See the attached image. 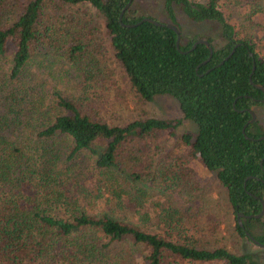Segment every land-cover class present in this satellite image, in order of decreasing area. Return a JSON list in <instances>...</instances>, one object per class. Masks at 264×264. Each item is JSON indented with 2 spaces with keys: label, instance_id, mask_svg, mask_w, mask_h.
<instances>
[{
  "label": "trees",
  "instance_id": "obj_1",
  "mask_svg": "<svg viewBox=\"0 0 264 264\" xmlns=\"http://www.w3.org/2000/svg\"><path fill=\"white\" fill-rule=\"evenodd\" d=\"M82 1L105 19L115 58L141 99L172 97L184 119L197 126L196 133L182 137L183 144L227 190L238 233L251 235L261 219H242L245 230L238 221L239 214L257 216L263 208L264 128L258 120L245 126L256 106L264 108V93L255 87H264V59L251 41L238 37L219 8L220 0H164L168 23L137 17L133 3L125 10L131 0H0V64L7 65L0 75V264H127L133 263L136 250L143 252L140 264H260L253 255L202 249L107 212L93 214L74 195L73 173L59 165V146L67 144L71 159L90 153L108 183H115L127 166L130 183L164 187L168 177L160 182L156 173L140 171L142 158L135 147L158 134H174L180 125L155 118L110 125L90 114L87 103L61 93L54 95L51 108L45 105L31 85L34 80L25 75L40 50L47 49L42 47L46 35L57 34L60 41L51 43L48 53L61 51L74 68L92 53L97 30L70 11ZM14 2L20 14L3 25ZM177 10L193 23L218 24L223 45L216 47L211 37L183 38ZM145 18L158 24L142 22ZM199 40L210 43V60L205 44L192 50ZM118 188L112 187L110 194ZM253 237L264 244V236Z\"/></svg>",
  "mask_w": 264,
  "mask_h": 264
},
{
  "label": "rangeland",
  "instance_id": "obj_2",
  "mask_svg": "<svg viewBox=\"0 0 264 264\" xmlns=\"http://www.w3.org/2000/svg\"><path fill=\"white\" fill-rule=\"evenodd\" d=\"M14 4L3 19V25L12 23L19 16V5ZM70 8L71 12H79L84 21H90V27L97 30L94 48L92 53L82 59L80 66L74 68L64 60L61 51L52 50L48 53L47 49H52L51 43L60 41L57 34L51 37L46 35L42 47L47 49L40 50L25 75V78L34 80L31 85L46 100L45 105L51 108L54 95L61 93L69 100L87 103L90 114L110 125L124 126L138 119L149 118L180 121L174 134L161 133L135 147V150L140 149L138 155L143 162H139L140 171L144 168L148 173H156L160 182L168 177L165 188L159 183L146 181L138 185L130 183L126 176L127 166L122 167L124 172L116 174L115 183H108L109 179L93 166L90 153H81L71 159L67 144L59 146L60 168L72 171V189L74 195L80 198L82 206L93 214L107 212L120 220L152 227L175 242L193 241L199 248L209 250L225 248L238 255H253L260 264L263 263L264 248L238 233L227 190L219 182L217 174L208 171L198 159L189 156L183 144L182 137L196 133L197 126L184 119L179 103L172 97L158 96L152 102L142 100L115 58L105 19L87 1ZM219 8L234 26L238 37L251 41L264 59V1L220 0ZM132 9L137 17L169 22L164 0H134ZM177 16L182 25L183 38L211 37L216 47L223 45L218 24L193 23L180 10H177ZM6 61L9 62V59ZM3 67L6 69L7 65L0 64V75ZM253 111L264 128V108L256 106ZM181 164H184V169H181ZM116 185L117 188L120 186L118 192L110 194V189ZM170 219L173 223L169 221L171 225L167 226L164 220ZM251 236H264V215L254 224ZM142 255L141 250H136L133 263L127 264H140ZM174 264L226 263L178 261Z\"/></svg>",
  "mask_w": 264,
  "mask_h": 264
},
{
  "label": "water",
  "instance_id": "obj_3",
  "mask_svg": "<svg viewBox=\"0 0 264 264\" xmlns=\"http://www.w3.org/2000/svg\"><path fill=\"white\" fill-rule=\"evenodd\" d=\"M133 1H134V0H131V1L128 3V5L126 6L125 10H127V9L130 8V6L132 5ZM124 12H125V11H124ZM124 12H123L122 15H121V20H122V17H123ZM142 22H150V23L158 24L157 22H155V21H153L152 19H149V18H145ZM139 24H141V23H139ZM130 27H132V26H130ZM168 27L174 29V27L171 26V25H168ZM198 44H205V45L210 49V52H211V56H210V58H209V60H210L211 57H212V54H213V49H212V47L210 46V43H208V41H205V40H199V41L193 46V49H192V50H194V49L197 47ZM177 46H178V48L180 47V36H179V38H178ZM234 51H235V49H234ZM234 51H233V53H234ZM233 53H232V54H233ZM229 58H230V57H228L226 60H228ZM254 71H255V66H254V68H253L252 75H253ZM252 75H251V83L253 84V82H252ZM255 87L258 88V89H260V90H262L263 93H264V87H263L262 85H255ZM263 102H264V100H263ZM250 113H251V115H252V119L247 123V125L245 126V129L248 127V125L254 123V122L257 120V118H256V114L254 113V111H251ZM245 129H244V132H245ZM263 139H264V138H263ZM262 205H263V208H262V211H261V213H260L259 215H257V216H249V217H247V218L260 219V218L264 215V202H263ZM241 217H244V215H243V214H239V215H238V219L241 218ZM239 222H240V224L242 223V222H241V219H239ZM246 236H247V237H248L253 243H255L256 245H258V246L264 248V244H261V243L258 242L256 239H254V238L250 235L249 232H246Z\"/></svg>",
  "mask_w": 264,
  "mask_h": 264
},
{
  "label": "flooded vegetation",
  "instance_id": "obj_4",
  "mask_svg": "<svg viewBox=\"0 0 264 264\" xmlns=\"http://www.w3.org/2000/svg\"><path fill=\"white\" fill-rule=\"evenodd\" d=\"M262 204H263V201H262ZM247 217H249V216H244V217H241V218H239V219H241V222H242V219H243V220L252 219V218H247ZM239 219H238V221H239ZM239 224H240V222H239ZM240 225H241V227L243 228V230H245L244 225H243V222H242ZM246 232H247V231L245 230V233H246Z\"/></svg>",
  "mask_w": 264,
  "mask_h": 264
}]
</instances>
